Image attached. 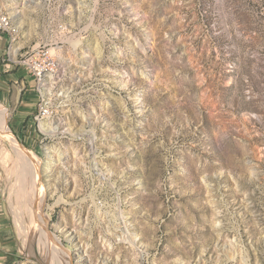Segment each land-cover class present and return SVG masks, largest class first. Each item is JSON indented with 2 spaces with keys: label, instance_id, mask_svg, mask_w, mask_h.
<instances>
[{
  "label": "rangeland",
  "instance_id": "obj_1",
  "mask_svg": "<svg viewBox=\"0 0 264 264\" xmlns=\"http://www.w3.org/2000/svg\"><path fill=\"white\" fill-rule=\"evenodd\" d=\"M0 5L12 47L46 45L60 65L47 127H15L0 100L5 129L40 163L39 210L60 251L86 264H264V0ZM22 163L0 135V264H54L30 228Z\"/></svg>",
  "mask_w": 264,
  "mask_h": 264
},
{
  "label": "built area",
  "instance_id": "obj_2",
  "mask_svg": "<svg viewBox=\"0 0 264 264\" xmlns=\"http://www.w3.org/2000/svg\"><path fill=\"white\" fill-rule=\"evenodd\" d=\"M15 25L9 13L0 5V33L7 34L9 44L6 51V58L18 67L23 68L35 81L36 90L39 94V106L34 115V122L40 126L43 120L51 118L54 114L52 104L44 99L43 93L56 84L55 78L59 73V61L50 48L46 45H37L29 49L17 47L16 54L13 53L12 42Z\"/></svg>",
  "mask_w": 264,
  "mask_h": 264
},
{
  "label": "crops",
  "instance_id": "obj_3",
  "mask_svg": "<svg viewBox=\"0 0 264 264\" xmlns=\"http://www.w3.org/2000/svg\"><path fill=\"white\" fill-rule=\"evenodd\" d=\"M8 44V35L0 33V100L13 110L15 127L24 122L29 124V121L36 125L33 117L38 110L39 94L36 90L35 81L23 68L18 67L12 61H8L6 58ZM1 186L0 172V237H4L8 227L5 223L6 212L1 206Z\"/></svg>",
  "mask_w": 264,
  "mask_h": 264
},
{
  "label": "bare ground",
  "instance_id": "obj_4",
  "mask_svg": "<svg viewBox=\"0 0 264 264\" xmlns=\"http://www.w3.org/2000/svg\"><path fill=\"white\" fill-rule=\"evenodd\" d=\"M16 50H17V46H14L13 47V53L16 54ZM5 109L4 107H2L0 105V135L5 137L9 142H10V145L11 147L13 148V150L17 153V155H19V157L23 160V163H24V166L26 168V170H29V172H31V175H32V185H31V195L33 196V200H34V204L35 206V211H34V215L31 217V226L30 228H32L34 226V230L32 232H34L35 230L39 232V235L41 238H43L45 241H48L49 243H51V249H50V253H51V257H52V261L54 262V264H86V260L84 258H78V259H75V261L72 260V257H71V251L68 249L67 250H63V251H60L59 249V246H58V241L57 239L52 235V233L49 231L48 229V217L46 216V214H44L43 212H41L39 210V207L41 205V193H40V187H39V184L37 182V179L35 178L34 174L38 177H40V175L38 174V171H39V164L37 163V161H35L34 159H32V156L31 154L29 153H26L23 149L20 148V146L16 143V139L15 137L10 134L6 129V125H5V118L4 116L6 115L5 113ZM46 120H44L41 125L43 127H47V124H46ZM58 123L59 122H55L54 125H52V129H51V132H56L57 128H58ZM6 128V129H5ZM30 152V151H29ZM32 153V152H30ZM18 158V157H17ZM39 159V158H38ZM20 160V159H19ZM21 161V160H20ZM22 162V161H21ZM22 163V164H23ZM19 165V164H18ZM23 166V167H24ZM22 169H25L23 168ZM23 171V170H22ZM34 174H33V173ZM26 173V171L24 172ZM30 174V173H29ZM25 175V174H23ZM25 177V176H24ZM30 177V176H29ZM25 179V178H24ZM30 179V178H29ZM24 181V180H23ZM23 181H22V185L23 187L24 184H23ZM25 183V182H24ZM31 183V182H30ZM29 183V184H30ZM33 184L35 185V187L33 186ZM37 187V188H36ZM41 188H42V191H43V185L41 183ZM44 192V191H43ZM40 200V203H36L35 201H38ZM39 205V206H38ZM42 206V205H41ZM42 208V207H40ZM33 214V212H32ZM18 218V217H17ZM25 219V218H24ZM23 221V220H22ZM18 225L21 223L20 221H18ZM16 222V223H17ZM21 225V224H20ZM20 227V226H19ZM18 227V228H19ZM21 229V227H20ZM32 230V229H31ZM30 230V231H31ZM25 233H28V229L24 231ZM39 237V238H40ZM31 238V237H30ZM33 240V239H32ZM30 241V240H29ZM40 241V240H39ZM45 244V242H44ZM48 244V246H50ZM42 246V245H41ZM49 248V247H48ZM68 260H69V263H68ZM50 264H53V263H50Z\"/></svg>",
  "mask_w": 264,
  "mask_h": 264
},
{
  "label": "water",
  "instance_id": "obj_5",
  "mask_svg": "<svg viewBox=\"0 0 264 264\" xmlns=\"http://www.w3.org/2000/svg\"><path fill=\"white\" fill-rule=\"evenodd\" d=\"M19 145H20V147H21L24 151H26V153L29 152V151L25 148V146H24L23 144L19 143Z\"/></svg>",
  "mask_w": 264,
  "mask_h": 264
}]
</instances>
